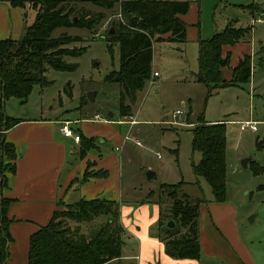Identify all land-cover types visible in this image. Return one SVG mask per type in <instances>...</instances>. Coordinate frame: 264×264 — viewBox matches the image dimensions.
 Instances as JSON below:
<instances>
[{"label": "rangeland", "instance_id": "obj_1", "mask_svg": "<svg viewBox=\"0 0 264 264\" xmlns=\"http://www.w3.org/2000/svg\"><path fill=\"white\" fill-rule=\"evenodd\" d=\"M109 1L116 2L111 11L91 3H77L78 8H83L93 14L101 12L108 18L93 30L81 28L55 30L52 33L54 38L64 33L79 38V42L67 47L69 49L83 48L81 54L65 58L67 65L72 67L71 70L55 71L47 68L45 78L49 84L44 87L34 86L26 102L22 103L17 99L5 102L4 111L8 117L36 119L40 116L50 117L54 111L57 112L59 109L63 111L71 109L75 112L81 107L78 110L79 115L87 120L95 114L104 117L108 110L115 115V120H119L120 86L104 81L110 72L118 69V46L113 47L111 56L104 39H107V31L111 28L112 22L121 20L119 16L110 17L111 13L118 10L120 1L128 0ZM162 1L190 3L186 22L189 29L198 34L199 40H206L214 33L223 30L228 23L227 20L238 27L247 28L250 27V20L253 17L254 19L259 17L261 22H256L258 20L256 19L255 23L251 24L253 31L251 43L256 49L264 44V0ZM247 5L258 6L260 10L258 13L255 10L251 15L248 10L237 7ZM190 36L191 31L188 30V43L185 47L171 43L153 44L151 67H154L160 77L152 79V84L148 83L145 90L136 94V101L133 104L129 103L131 115L138 121V124L130 129L129 136L138 139L142 147H136L130 141L126 143L120 173L122 190L120 208L122 206L132 209L125 218L133 228L134 219H139L135 214L138 213L136 209L141 205L148 206L149 212L146 214L148 219L153 217L154 206L159 207V213L161 206L162 216H164V211L170 208L171 201L164 193L159 192L160 184L172 185L183 181L182 192L201 201L197 218L198 233H200L201 212L208 210L207 205H215V203H213L211 189L206 182L199 179L196 184L192 165L198 164L200 154L192 152V128L180 126V124L189 125L191 123L194 127L199 118L207 122L233 121V124L226 125L225 148V200L235 212L234 218L230 215L227 218L230 219L229 229H236V240L248 250L254 263L264 264V64L256 58L253 61L250 82L238 87L220 89L217 93L212 92L211 96H208L206 87L194 81V75L198 69V43L190 41ZM177 48L183 53L178 52ZM90 92H97L95 101L92 103L86 100ZM125 104H128L127 100ZM177 111L181 114L173 118V114ZM59 117H62L61 119L70 118L66 117L63 112L59 114ZM72 117H78V115ZM187 117L190 120L186 121ZM124 119L121 118V120ZM239 121L240 123L255 122L256 132L249 129L241 132L239 125L235 124ZM171 122L176 125L170 124ZM84 125L95 131L103 128V125L99 123ZM108 127L107 129L121 137L129 130V126L125 125ZM112 147V142H109L104 148L111 150ZM112 154L117 157L120 155L116 152ZM246 158L250 161L244 169L241 162ZM258 168L263 171L256 172ZM148 171L155 175L151 180H147L145 176ZM149 191H152L153 195L148 198ZM151 222L154 223L148 226L147 235L163 244L166 237L163 232L159 231V228L162 223L161 227L165 229L169 222L168 219L158 215L157 219ZM68 224L74 226L73 222ZM91 228V223H83L81 232L87 234ZM203 228L205 229V225ZM131 231L134 229L131 228ZM132 233L134 232H125L122 249L126 256H138L140 259L139 240L136 239L137 236L136 238L131 237ZM225 233L222 232L220 237L225 240L236 261L243 264L241 246L239 247L234 240H228ZM157 259L158 255L155 252L153 261L147 264L157 263ZM141 262L145 263L143 254ZM197 262L198 264H229L222 256L209 254L206 249L200 250ZM138 263L139 260L132 259L110 264Z\"/></svg>", "mask_w": 264, "mask_h": 264}, {"label": "trees", "instance_id": "obj_2", "mask_svg": "<svg viewBox=\"0 0 264 264\" xmlns=\"http://www.w3.org/2000/svg\"><path fill=\"white\" fill-rule=\"evenodd\" d=\"M16 1L19 7L28 3L35 13V19L26 27L19 40L0 41V264H7L9 258V227L12 220L7 217V208L13 202L5 198L3 192L7 188V175L15 173L17 160L16 149L6 141L4 133L20 122L4 114V104L10 99L24 103L34 86H47V68L55 71L72 69L65 62V58L80 55L83 48L69 49L67 46L79 42L80 39L66 33L54 38L52 33L59 28L93 30L108 18L101 12L93 14L78 8V2L91 3L109 11L116 3L109 0ZM237 7L248 10L251 15L255 10L257 13L260 10L255 5ZM189 10L190 3L185 1L128 0L120 1L118 10L111 13L110 17L119 16L121 20L112 22L104 41L111 56L113 47L118 46L119 65L104 81L120 86V118L130 117L129 103L136 101V94L145 89L151 78L153 44L186 42L187 25L181 17ZM74 18L77 19L76 22ZM250 30V27H236V24L230 21L223 30L206 40L198 41V69L195 78L197 83L206 87L208 96H211L214 90L238 87L250 82L249 55L243 56L232 69L229 81H224L221 73L222 69L229 66V55L222 56V47L247 42ZM260 49L264 53V44ZM126 100L128 104H125ZM80 109L81 107L78 110ZM75 132L80 139L77 157L83 160L89 151L95 149L97 139L85 137L78 129ZM192 132V152L200 154L198 164L192 165L196 184L199 179L204 180L211 189L213 201L224 202L226 125L209 124L199 118L197 124L192 127ZM93 166L94 163L86 162L83 183L89 179L107 177V172L103 170H90ZM258 171L263 170L258 168L256 172ZM183 185L184 182L180 181L173 185L159 186V192L164 193L171 201L170 208L163 210L164 216L160 206L159 216L174 223V229H164L160 223L159 231L166 237L163 244L167 257L197 261L201 250L197 225L201 201L183 193ZM148 197H151L150 194ZM57 205L60 209L53 213L49 222L29 237L26 264H107L121 258L125 231L121 225L117 202L80 199L72 204L61 201ZM69 222H73L74 226H70ZM83 223L92 224L87 234L81 232Z\"/></svg>", "mask_w": 264, "mask_h": 264}, {"label": "crops", "instance_id": "obj_3", "mask_svg": "<svg viewBox=\"0 0 264 264\" xmlns=\"http://www.w3.org/2000/svg\"><path fill=\"white\" fill-rule=\"evenodd\" d=\"M13 4H16V6ZM187 17L188 13L181 17V20L186 25L188 24L186 22ZM34 19L35 13L28 3L19 7L16 0H0V41L7 39L19 40L23 36L26 27L30 26L34 22ZM256 19L262 21L259 17L255 19L253 17L250 23H255ZM227 22H230V20H227ZM251 24H248L251 30L247 42H239L233 46L222 47V56L229 55V66L221 71L224 81L231 79L232 69L245 55L251 57V76L253 61L256 58L264 64V53L261 52V46L259 49H256L251 43V34L253 32ZM236 27L238 26L236 25ZM188 30L189 32L191 31L189 40L198 43L200 39L198 34L194 30H190L187 25L186 42L171 44H178L185 47L186 43H188ZM176 50L183 53L179 48ZM154 72L157 73L154 67H152V73ZM159 77L160 75L157 78ZM194 81L197 83L195 75ZM218 90L220 89L214 90L213 92L217 93ZM251 94L253 95L252 90ZM1 96L0 85V103L2 100ZM62 112L66 117L70 118L61 119L62 117H59V114ZM108 113H111V111L108 110L106 114ZM4 114L6 115L5 111ZM79 114L78 110L72 112L71 109L64 111L59 109L57 112L54 111L50 117L40 116L36 119L14 118L20 122L4 133L6 141L11 143L17 152L15 173L7 175V188L3 192L5 198L13 201L7 208V217L12 220L9 227L11 241L8 245L9 258L7 264H26L29 237L49 222L53 213L60 209L57 205L59 202L63 201L65 204H72L80 199H105L117 202L119 204L120 221L124 231L134 232L131 234V237L134 236L136 238L137 236L136 239L139 240L140 259L138 256H126L122 249L121 258L110 263L137 259L139 260L138 264H147L149 261H153L154 254L157 252L158 261L154 264H198L197 261L174 260L167 257L164 253L163 244L147 235L148 226H151L154 223L151 221L156 220L159 215V207L154 206L153 217H150V219L146 215L149 212L148 206L141 205L136 209L138 213L135 214H137L139 219H134L133 222L137 225H134V228L125 218L132 209L122 206L120 208V202L122 200L120 181V173L122 172L121 163L123 161L126 143L128 142L124 141V138L127 134L129 135L130 129L134 128V126L130 127L126 122L130 118L136 120L135 117L131 115L125 118L127 120H121V118L115 120V115L111 113L112 118L104 116L110 122L99 123L103 125V128L95 131L87 125H84L91 123H88L89 119L82 118ZM74 115H78V117L73 118L72 116ZM187 120H190L189 117L186 118ZM64 121L76 122L73 125L75 129L81 130L82 134L87 138L94 137L97 139L95 149L89 151L85 159L79 160L77 157L78 143H75L70 138H65L61 134L59 130L60 123ZM204 122L209 124H233V121L229 120ZM240 122L234 123L238 124ZM111 125L129 126V130L121 137L107 129ZM180 126L192 128L193 125L189 126L183 123ZM109 142L113 144L111 150L110 148H104ZM132 145L136 146L134 143ZM112 152L119 153V157L113 155ZM87 161L94 163V166L90 170H103L107 172V177L105 179H89L83 183L82 177ZM151 193L152 191H149L150 196L153 195ZM213 203L215 205H207L208 210L201 212L202 225L199 233L201 249H206L209 254L213 253L222 256L229 264H239L229 250L225 240L220 237L222 232H226L225 234L228 240H234L239 247L241 246L240 253L243 264H255L248 250L242 247L240 241L236 240V229H229L230 219L227 218L229 215L231 218L235 217L233 208L226 203V200L221 203L213 201ZM203 225H205V229ZM129 226L134 231H131ZM142 254L145 263L141 262Z\"/></svg>", "mask_w": 264, "mask_h": 264}, {"label": "built area", "instance_id": "obj_4", "mask_svg": "<svg viewBox=\"0 0 264 264\" xmlns=\"http://www.w3.org/2000/svg\"><path fill=\"white\" fill-rule=\"evenodd\" d=\"M256 22H261L259 19L256 20ZM158 74L157 73H152V78H150V80L147 82V84H152V79L157 78ZM181 112L177 111L173 114V118L177 117L178 115H180ZM88 122L90 123H109V119L105 118V117H101L100 115L96 114L94 115L91 119L88 120ZM76 122H71V121H64L60 123V132L61 134L65 137V138H70L72 139L75 143H79L80 139H79V135L75 132V128L73 127V125ZM126 124H128L130 127L136 126L138 124V122L136 120H134L133 118H130L128 120V122H126ZM170 124H175L174 122H171ZM239 125V130L241 132L249 129L252 132H256V123L253 121H246V122H242V123H238ZM124 141H131L132 143H134L136 146L141 147V143L139 142L138 139L136 138H132L130 137L128 134L125 136Z\"/></svg>", "mask_w": 264, "mask_h": 264}, {"label": "water", "instance_id": "obj_5", "mask_svg": "<svg viewBox=\"0 0 264 264\" xmlns=\"http://www.w3.org/2000/svg\"><path fill=\"white\" fill-rule=\"evenodd\" d=\"M74 22H76V19L75 18H74ZM111 32H112V30H111ZM96 94H97V92H90V93H88L87 96H86L87 101L90 102V103L94 102L95 101ZM107 117L108 118H112V114L111 113H108L107 114ZM249 161H250L249 158H246V159L242 160L241 165H242V167L244 169L247 168ZM145 176H146L147 180H150L151 178H153L154 173L148 171V172H146ZM166 228L167 229H173L174 228V223L172 221H169L168 224H167V226H166Z\"/></svg>", "mask_w": 264, "mask_h": 264}]
</instances>
